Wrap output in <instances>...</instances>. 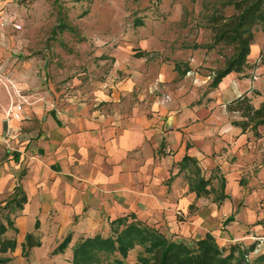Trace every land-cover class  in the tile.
<instances>
[{"label": "crops", "instance_id": "obj_1", "mask_svg": "<svg viewBox=\"0 0 264 264\" xmlns=\"http://www.w3.org/2000/svg\"><path fill=\"white\" fill-rule=\"evenodd\" d=\"M13 21L15 13H0V28ZM149 49L146 40L136 50L117 47L113 68L122 78L83 101L37 91L34 83H19L22 88L14 79L27 99L20 119L4 118L14 97L0 85V207L17 187L27 197L11 217L15 248L1 257L22 258L25 236L34 232L41 244L24 258L53 251L69 234L71 261L79 240L107 236L110 222L128 214L187 240L215 237L214 227L229 216L227 236L264 224V124L256 134L243 130L226 109L242 95L255 107L264 100V32L259 28L250 46L248 62L255 66L228 73L215 88L209 87L215 67L199 49L187 48L183 63L147 62ZM6 50L0 48V73L27 76ZM184 156L209 180L207 195L190 189L194 175L182 166Z\"/></svg>", "mask_w": 264, "mask_h": 264}, {"label": "rangeland", "instance_id": "obj_2", "mask_svg": "<svg viewBox=\"0 0 264 264\" xmlns=\"http://www.w3.org/2000/svg\"><path fill=\"white\" fill-rule=\"evenodd\" d=\"M220 2L0 0V13H15L21 25L20 29L0 28V48H7L5 52L9 53L12 64L16 63L28 71L27 76L23 71L18 79L17 76L9 77L12 82L17 81L22 88L25 86L21 84L34 83L33 87L37 91L83 101L91 98L107 81L122 78V71L115 72L113 68V53L121 45L132 44L133 50H136L139 41L146 40L150 49L145 51V58L152 63H183L181 56L191 47L199 49L200 58L210 62L214 69L220 67L223 61L221 53L228 51L221 46L214 47L209 55L204 51L211 42L207 16L219 7ZM225 12L230 13L231 8L226 7ZM206 55L208 58H204ZM199 68L202 71L207 67ZM0 85L7 93L1 81ZM215 186H218L217 182ZM3 212L5 214L7 210ZM13 215L10 213V217ZM225 225L223 222L217 228L214 227L218 245L228 249L234 244L246 248L255 243V249L245 255L244 261L247 264H264V259H259L264 253V224L246 226L243 232L238 230L235 237L227 236ZM6 236L14 237L15 232L9 230ZM68 246L55 254L50 250H40L32 258L21 255L22 258L9 264H71L66 254ZM139 251V247L130 250L125 258L126 263L134 262Z\"/></svg>", "mask_w": 264, "mask_h": 264}, {"label": "trees", "instance_id": "obj_3", "mask_svg": "<svg viewBox=\"0 0 264 264\" xmlns=\"http://www.w3.org/2000/svg\"><path fill=\"white\" fill-rule=\"evenodd\" d=\"M226 7L231 8L230 13L225 12ZM259 28L264 32V0H221L219 7L210 12L207 16L211 41L208 48L221 46L223 50L228 51L221 53L222 65L213 70L210 88H215L221 79L232 71L243 72L246 68L255 66L248 62V55ZM226 109L239 116L232 124L243 130L249 128L256 134L257 127L264 124V100L255 107L247 95H242L228 101ZM181 164L183 167L189 166L194 175L189 179L190 189L194 190L197 196L207 195L209 190L206 186L209 180L200 176L196 160L184 156ZM224 197L221 195L219 199ZM26 201L24 191L17 187L13 196L0 207V253L14 250L15 239L4 234L8 229L17 232L10 213L16 214ZM4 210H7L5 214ZM231 220L233 216L227 217L224 223ZM36 227L38 223H35ZM69 241L68 234L52 253L62 252ZM40 244L34 232L27 233L22 243L23 256L27 257L30 249ZM136 247L140 248L136 260L126 263L125 258L129 251ZM255 247V243L246 248L234 244L227 249L219 246L210 233L198 240L173 238L137 219L134 214H128L110 222V232L107 236L98 233L78 241L73 246L71 264H247L244 261L245 255ZM259 259H264V253ZM10 261V257L0 256V264H8Z\"/></svg>", "mask_w": 264, "mask_h": 264}, {"label": "built area", "instance_id": "obj_4", "mask_svg": "<svg viewBox=\"0 0 264 264\" xmlns=\"http://www.w3.org/2000/svg\"><path fill=\"white\" fill-rule=\"evenodd\" d=\"M13 27L15 29L21 28V25L20 23H18V20L13 21ZM0 81L4 84V87L6 88L10 98H12V96L14 97V99H11L9 106L3 110L4 118L20 119L23 106L27 102L23 90L19 88L14 82H12V80H10L8 77L4 76L1 73H0Z\"/></svg>", "mask_w": 264, "mask_h": 264}]
</instances>
